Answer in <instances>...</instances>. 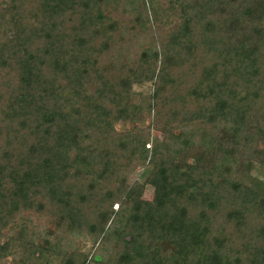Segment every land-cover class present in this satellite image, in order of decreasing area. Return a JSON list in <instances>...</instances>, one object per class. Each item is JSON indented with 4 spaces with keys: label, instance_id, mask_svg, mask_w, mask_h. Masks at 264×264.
<instances>
[{
    "label": "trees",
    "instance_id": "obj_1",
    "mask_svg": "<svg viewBox=\"0 0 264 264\" xmlns=\"http://www.w3.org/2000/svg\"><path fill=\"white\" fill-rule=\"evenodd\" d=\"M0 264H264V0H0Z\"/></svg>",
    "mask_w": 264,
    "mask_h": 264
},
{
    "label": "rangeland",
    "instance_id": "obj_2",
    "mask_svg": "<svg viewBox=\"0 0 264 264\" xmlns=\"http://www.w3.org/2000/svg\"><path fill=\"white\" fill-rule=\"evenodd\" d=\"M151 88H152L151 84L136 86V91L142 93V97L141 98L136 97L135 102L137 103L143 102L144 105H147V101L149 100L148 98L151 92ZM142 117L145 120V125L142 127L146 128L145 135L149 139V144H152L153 141L155 140H162L163 134L159 130L155 129L154 127H150L151 117L149 116L148 111H144ZM130 128H131L130 126H127L125 128L120 127V129H130ZM147 147H150V145H148ZM149 166L150 165L148 164V160H146L145 162H141V163L139 162L134 168V171L131 176V182L137 179L141 181H145L150 173ZM153 196H154V188L150 185H146V189L144 191V197L146 199L152 200ZM79 245L83 246L85 250H89L92 247L93 242L91 240L81 239L79 242Z\"/></svg>",
    "mask_w": 264,
    "mask_h": 264
}]
</instances>
